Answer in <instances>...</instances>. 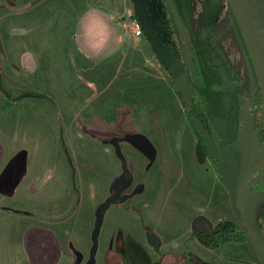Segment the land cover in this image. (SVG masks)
I'll list each match as a JSON object with an SVG mask.
<instances>
[{
    "label": "rangeland",
    "instance_id": "374dc122",
    "mask_svg": "<svg viewBox=\"0 0 264 264\" xmlns=\"http://www.w3.org/2000/svg\"><path fill=\"white\" fill-rule=\"evenodd\" d=\"M1 1L0 38L4 42L0 39V85L13 98L23 94L43 96L40 98L45 104L49 103V112L36 110L28 102L34 98L13 100L18 104L13 107L11 103L5 105V101L0 99V141L11 140L19 147H29L30 161L44 160L55 171L59 172L62 162H66L70 173L75 170L74 187L79 202L76 203L74 216L81 243L86 245L89 238L93 245L96 243L90 222L93 221V226L94 221L96 224V212L99 213L102 201L105 202L112 191L128 194L126 203L118 205L138 212L137 219L126 216L125 225H122L124 230H119L125 248L115 252L130 264L138 262V258L142 260L139 264L152 263L153 256L151 252L143 251L142 244L126 231L128 227L142 226L147 229L150 245L154 246L163 238L170 247L184 242L180 246L185 248L187 243L194 251V233L199 240L200 231L210 234L218 226L237 220L227 188L229 171L221 175L222 179L219 178L189 127L186 105L171 74L157 58L145 35L135 36L134 22L139 20V15L133 0H117L124 15L113 18L112 47L97 58L86 56L81 47L86 45V48L101 51L109 41L108 35L100 19V36L90 43L92 29L84 27L89 19L85 4L83 14L78 11L82 5L74 0L72 5L67 3L66 9L61 11L41 10V17L38 14V21L33 26L28 24L33 16L28 18L27 9L33 6L34 0H14L13 4L9 3L11 0ZM164 3L165 0H142L150 24L165 43L173 45L174 53L188 70L187 61L191 63L193 55L191 43L181 26L172 31L162 24L160 16ZM101 5L102 8L98 9L100 13L108 11L106 3V6ZM128 13L130 15L126 16ZM180 13L191 34H204L222 75L231 81L236 73L242 80L240 90L221 95L220 109L211 117L220 140L225 145L233 142L239 120L243 121L242 136L245 137L251 121L253 132L246 149L247 159L256 157L255 154L264 148V87L228 0H183ZM14 20L19 23L12 25ZM13 36L25 41L23 47L29 46L32 52H23L22 56L15 57L19 53L10 50ZM31 38L46 39L43 45L48 51L35 50L38 45L32 47L27 42ZM18 46L22 47L19 43ZM1 94L3 99L8 98L0 89V98ZM242 101H246L243 119L240 118L244 109ZM47 120L46 127L43 122ZM50 130L53 135L47 139L44 134ZM12 133L15 134L12 136ZM204 135L212 144L208 134ZM43 146L47 147L45 152L44 148L43 152L39 149ZM90 164L98 165L100 174L114 177L109 187L104 181L92 180ZM259 171L263 174L261 178L264 167ZM125 172L130 173L132 185L129 188H112L113 182ZM0 192L4 193L1 188ZM252 194L248 186L245 198H250ZM158 195L176 198L163 201L165 198H157ZM157 200L159 203L151 214L145 207ZM207 200H211L214 206H220L222 218L219 219L226 221L212 226L211 217L218 216L209 215L206 211ZM110 208L107 210H110L109 214L118 210ZM0 209L4 210V206ZM251 216L264 235V199L252 206ZM109 221L111 224L112 219ZM188 224L191 228L182 241L183 236H180ZM69 233V230L65 231L66 236ZM32 237L28 241H33ZM127 241L129 246H126ZM233 244H239L238 249L230 251L228 248ZM200 246L210 248L201 242ZM223 248L216 251L215 260L226 256L231 261L254 264L251 259H257L250 244L245 241L231 242ZM209 253V257L213 258V254ZM71 254L74 255V264L84 263L81 253L74 249ZM92 260L94 251L91 248L89 261L85 264H92Z\"/></svg>",
    "mask_w": 264,
    "mask_h": 264
},
{
    "label": "crops",
    "instance_id": "0c3cea01",
    "mask_svg": "<svg viewBox=\"0 0 264 264\" xmlns=\"http://www.w3.org/2000/svg\"><path fill=\"white\" fill-rule=\"evenodd\" d=\"M28 1L31 2L33 0ZM71 1L72 0H40L39 2H37L36 0H34L33 6L27 9L29 15L28 18L31 19V17L33 16L32 21L28 20V24L34 26V24L38 21V14L41 17L39 11L46 9L61 11L66 9L67 3L72 5ZM74 1H77L80 5H82V7L78 10L82 14L84 12L83 5L85 4L86 8H88L86 14H88L89 19L84 27L86 26V30L89 26L92 29L90 43L92 44V40H95L100 36V19L102 20V27L107 33V37L109 40L107 45L100 49L101 51H94L90 47L86 48V45H83V47H81V50L86 56H89L91 58L103 56L112 47L114 32L111 26V22L114 21L113 18L124 15L123 13H121V7L119 6L118 1ZM13 2L14 0H11V2L9 3L13 4ZM16 2H19V0H16ZM1 3L2 1L0 0V4ZM101 3H103L104 5L106 3L107 6H105L106 8H109L108 11L102 13L99 12L98 9L100 8V6L102 8ZM89 13H91V16L89 15ZM103 13L105 14L102 15ZM130 13L126 14V16L130 15ZM100 14L103 18H100ZM93 19L96 20L95 24H93ZM18 23V20H14L11 22L12 25H17ZM46 24L47 26L50 25L49 23ZM93 31L96 32V34H94ZM0 39L2 40V42H4V39ZM45 40L46 39L39 40L36 38H31L29 41L27 40V42L30 43L32 47L34 44H37L38 47H34L35 50L40 52H43V50H45L44 52H47L48 48L43 45L45 44ZM10 42L12 43L10 45V50L13 53H19L15 54V57L22 56L23 52H32V48H30L29 46H27L26 48L23 47L25 41H21L18 36H13ZM18 43L23 48H19ZM86 49H89L91 51L86 52ZM2 96L3 95L1 94L0 99L2 101H5V105H7L8 103H11V107L18 105L13 100H7L8 98L6 100L5 98L3 99ZM43 101L44 100H41V98H34V100L28 102L34 105L33 107L36 110L38 109L49 112V103L45 104ZM46 123L43 122V125L47 127L48 120L46 121ZM13 134L15 133H12V136ZM44 135L47 137V139H49L53 135V132H51L50 130L47 131ZM9 145L11 146L9 147ZM44 146L39 147L41 152H43L42 148H44ZM46 148H44V152ZM30 150L31 149H29V147H19L16 142L11 140H6L3 142L0 141V187L11 185L15 181V179L19 177V174L23 171V169L25 172L23 178L17 184L13 194L6 195L5 193L2 194L0 192V206H4V210L0 209V264H51L54 260H58L56 264H74V255L71 254V251H73L74 249L76 250V252L83 255V257L85 258L83 264H85L89 261L91 248L92 250H95L94 260L92 264H130L126 259H123L120 255L115 254V252L117 249L119 251L120 248H125V242L122 239V235L119 234V230H124V226L122 225H125L124 223L126 216L129 215L131 219H137L138 212L132 209H125L123 207L124 205H111L113 208H117L118 210H113L114 212L110 213L112 214V216H109L110 210L106 211V213L104 214L103 222L96 239V245H93L91 238H89V241L87 240L88 242H86V245H84L83 242L81 243L82 238H80L81 235L79 234L77 224L75 223L76 216H74V212L76 211V203L79 202V195L77 194L78 192L74 187L75 170L72 169V173H70V169L66 162H62V167L58 172L51 168L50 165L47 164L44 160L39 159L38 162L30 161ZM25 151L26 159L23 160L24 163H22L24 167L22 166L21 168H12L11 174H9L7 172L8 165L10 163L9 161H11L20 152ZM55 152L56 154L58 153L57 147H55ZM89 166V170L91 171V175L93 177L92 180L104 181V184L109 187L114 177H109V175H106L104 173L100 174V167L98 168V165L90 164ZM80 170H82V168H80ZM8 175L11 176V179L13 181L12 183H7L9 180H11L7 179ZM4 178L5 181L2 185L1 182ZM81 179L84 178L81 177ZM157 198H165V200L163 201H167L176 197H169L168 195H158ZM201 201L205 200L201 198ZM102 203H104V201H102ZM158 203L159 201L157 200L153 203V205L145 208L147 210L149 209L148 211L153 214V209L157 207ZM205 209L209 213V215L216 214L218 216L215 218L211 217L213 227L216 226L218 222L226 221L225 219H219L222 218V210L220 206H214L211 200H207V206L205 207ZM66 211L67 213H69L70 211V213L67 214ZM186 211L187 214H189V210L186 209ZM97 213L98 212H96L95 219H97ZM111 219L112 221L114 219V222L112 223L111 221L110 224V221L107 222V220ZM90 224L92 225L91 228H94L91 231L92 234H94V230L96 228L95 221L94 226L93 221L90 222ZM190 228V224H188L185 231L182 232V235L180 236H183L182 241L187 236L186 232ZM68 230L70 232L69 234H71L70 237L69 234L68 236L65 235V231L68 232ZM126 231L129 232V234L132 235L135 240L139 241V243L142 244L143 251L152 253L153 262L149 264H242V262H236L226 259V256L224 257L225 259L219 258L218 260H215L214 257H216V251L218 252L221 249H225L223 247H225L227 244L229 245V243L225 244V246H223L221 249H212L211 247L201 248L196 233H194V243H196V248L194 249V251H191L190 247L187 246V243H185V248L184 246H180L184 242H180V244L178 245L176 243L172 247H170V244L164 241L163 238H160V242L154 244V246L156 247L150 245V242L148 241V231L142 226L128 227V230ZM28 233L29 235L33 236V241H27ZM199 233L202 232L200 231ZM52 236H54L57 244L52 241ZM65 241H67V248H65L64 246ZM58 245L62 250L60 254L57 248ZM237 245L239 244H233L229 246L228 249L230 251L236 250L238 249ZM126 246H129L128 241L126 242ZM84 247L86 248V250L84 249ZM38 251H40V253H38ZM197 251L199 253H197ZM200 251L202 253H200ZM209 252L213 254V258L209 257ZM245 254L246 256H249L247 252H245ZM255 255L256 254H254V256ZM138 260V262H135L133 264H139L142 261L141 258H138ZM251 261L254 264H260L258 258L254 259V261L251 259ZM247 262L249 261L247 260Z\"/></svg>",
    "mask_w": 264,
    "mask_h": 264
},
{
    "label": "trees",
    "instance_id": "16d2710c",
    "mask_svg": "<svg viewBox=\"0 0 264 264\" xmlns=\"http://www.w3.org/2000/svg\"><path fill=\"white\" fill-rule=\"evenodd\" d=\"M133 2L134 3L137 2L141 6L142 10L143 11L145 10L144 7L142 6V0L141 3L139 0H133ZM173 2L176 6L175 8L177 9L180 17L181 27L185 31L187 38L191 43V49L193 53L191 59V69L187 71L191 91H193L192 92L193 103L189 108L186 106L187 122L194 136L198 140V143L201 146L203 153L206 155V159H208L209 162L213 165V167L217 172V175L219 176V178H221V175H224V173H227L234 167V161L237 154L242 153L243 155H247L246 149L249 145L250 134L253 132V123L251 121L249 122L246 128V136L243 137L242 136L243 121L239 120L235 139L230 145H225L220 140L219 135L215 129V126L211 121V117L212 115L218 113L220 109L221 95H223L224 93H229L232 91L236 92L240 90V88L242 87V80L236 73L233 74V78L231 81L222 75V73L218 69V66L214 62V59L212 57L210 48L208 46V43L206 42L204 34L202 36L200 34L193 35L189 32L185 19L180 13L183 0H173ZM162 6H161L162 7L161 16H160L161 17L160 20H162V24H165L168 29H172V31H176L177 30L176 28H178L177 22L172 16L166 3H164ZM168 31L170 32V30ZM167 35L170 37V34L167 33ZM165 45L179 59V57L173 51V45L169 43H165ZM0 89L3 91L4 95L8 97V99L14 101L26 99V98H38V97L44 98L43 96L34 95V94H23L21 96L13 98L3 89L1 85H0ZM204 133L208 134L212 144H210ZM118 153L119 155H121L120 152ZM260 153L261 154L264 153V148ZM25 159H26V152H20L10 161L7 172L11 174L12 168H18V167L21 168L22 166L24 167L22 163H24L23 160ZM222 161L224 162L225 168L221 163ZM24 173L25 172L23 169V171L19 174V177L16 178L14 182L12 181L11 176L8 175L7 179H11V180H9L7 183H12V182L13 183L9 186L0 187L6 195L13 194L17 184L23 178ZM261 175L263 174L260 173V171L256 172L246 184L245 189L249 186V189L253 193L257 191L264 192V176L260 178ZM5 178L1 182L2 185L3 182L5 181ZM132 183L133 180L131 178L130 173L125 172L120 178L116 179L113 182L112 188H118V187L129 188L132 185ZM127 198L129 199L128 194L127 195L125 193L119 194L117 191H112V195L110 194L106 198V201L99 208V213H97L96 228L94 230L96 239L98 237L99 229L102 225L104 214L106 213L107 209L111 205L126 203ZM31 237L32 235H29L28 233L27 241L28 238ZM198 237L202 244L209 246L213 249L223 247L225 244L231 242H241V241L248 242L237 220L218 226L210 234L199 233ZM52 241L55 244H57L56 240L54 239V236H52ZM57 248L60 254L61 253L60 246L58 245ZM57 261L58 260H54L52 261L51 264H56ZM91 263H93V260Z\"/></svg>",
    "mask_w": 264,
    "mask_h": 264
},
{
    "label": "water",
    "instance_id": "95a60500",
    "mask_svg": "<svg viewBox=\"0 0 264 264\" xmlns=\"http://www.w3.org/2000/svg\"><path fill=\"white\" fill-rule=\"evenodd\" d=\"M239 29L243 35L250 57L255 65L256 72L264 87V0H228ZM165 3L175 18L178 26H181L180 17L171 0ZM139 15V22L143 28L144 35L149 42L153 52L162 65L171 74L182 101L189 108L193 103L192 91L189 84L187 71L191 69V63L184 64L166 47L163 40L150 24L146 13L141 6L135 2ZM246 101H242L244 107L240 114L243 119L246 112ZM264 161V153L258 157L246 160L242 153L237 154L234 167L228 172L227 188L230 196L235 217L244 232L248 243L256 254L261 264H264V235L258 224L251 216L252 206L264 199V192L257 191L248 199L245 198V186L258 167Z\"/></svg>",
    "mask_w": 264,
    "mask_h": 264
},
{
    "label": "built area",
    "instance_id": "2783aa9c",
    "mask_svg": "<svg viewBox=\"0 0 264 264\" xmlns=\"http://www.w3.org/2000/svg\"><path fill=\"white\" fill-rule=\"evenodd\" d=\"M134 26H135V36L136 37H143L144 36V31H143V28H142L139 20H136L134 22Z\"/></svg>",
    "mask_w": 264,
    "mask_h": 264
},
{
    "label": "flooded vegetation",
    "instance_id": "af4514ba",
    "mask_svg": "<svg viewBox=\"0 0 264 264\" xmlns=\"http://www.w3.org/2000/svg\"><path fill=\"white\" fill-rule=\"evenodd\" d=\"M172 1H173V0H172ZM173 5H174V7H176L175 4H174V2H173ZM260 155H261L260 152H257V153L255 154L256 157H258V156H260ZM245 156H246V160L249 161V159H247V155H245ZM253 158H255V157H253ZM221 163H222L223 167L225 168L224 162L222 161ZM263 167H264V166H263ZM263 167H262V168H263ZM257 172H258V171H257Z\"/></svg>",
    "mask_w": 264,
    "mask_h": 264
},
{
    "label": "bare ground",
    "instance_id": "6f19581e",
    "mask_svg": "<svg viewBox=\"0 0 264 264\" xmlns=\"http://www.w3.org/2000/svg\"><path fill=\"white\" fill-rule=\"evenodd\" d=\"M263 94H264V89H263ZM264 166V161L261 163V165L258 167V170H260ZM257 170V171H258Z\"/></svg>",
    "mask_w": 264,
    "mask_h": 264
}]
</instances>
